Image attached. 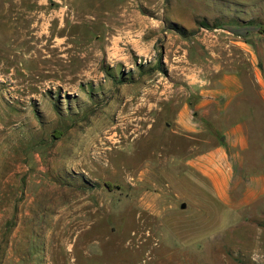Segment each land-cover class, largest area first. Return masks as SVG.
<instances>
[{
  "label": "rangeland",
  "instance_id": "obj_1",
  "mask_svg": "<svg viewBox=\"0 0 264 264\" xmlns=\"http://www.w3.org/2000/svg\"><path fill=\"white\" fill-rule=\"evenodd\" d=\"M262 25L264 0H0V264H264V198L185 165L241 112L264 147Z\"/></svg>",
  "mask_w": 264,
  "mask_h": 264
},
{
  "label": "crops",
  "instance_id": "obj_2",
  "mask_svg": "<svg viewBox=\"0 0 264 264\" xmlns=\"http://www.w3.org/2000/svg\"><path fill=\"white\" fill-rule=\"evenodd\" d=\"M260 76L259 72L255 73L254 82L261 89L259 98L264 105V80ZM244 90L239 74H224L212 90L205 92L199 109L205 114L212 105L219 114H225ZM250 115L256 117L248 111L238 113L223 131L220 142L185 161V165L211 185L217 199L237 211L264 198V147L251 150L248 120L253 117ZM180 123L184 129L192 130L185 121ZM248 167L255 169L250 171Z\"/></svg>",
  "mask_w": 264,
  "mask_h": 264
},
{
  "label": "bare ground",
  "instance_id": "obj_3",
  "mask_svg": "<svg viewBox=\"0 0 264 264\" xmlns=\"http://www.w3.org/2000/svg\"><path fill=\"white\" fill-rule=\"evenodd\" d=\"M145 122V121H144ZM152 131H153V129H152V127H150V128H148L144 133H142L141 135H140V138H141V136H144V135H146V134H148V135H152ZM139 140H137L136 142H138ZM148 142V141H147ZM72 251V250H71ZM73 253V252H72Z\"/></svg>",
  "mask_w": 264,
  "mask_h": 264
},
{
  "label": "trees",
  "instance_id": "obj_4",
  "mask_svg": "<svg viewBox=\"0 0 264 264\" xmlns=\"http://www.w3.org/2000/svg\"><path fill=\"white\" fill-rule=\"evenodd\" d=\"M250 23L252 24L253 22H250ZM202 27H209V26H208L207 24H202ZM259 30H260L261 32H264V25L260 26V27H259ZM218 142H220V138H219Z\"/></svg>",
  "mask_w": 264,
  "mask_h": 264
},
{
  "label": "water",
  "instance_id": "obj_5",
  "mask_svg": "<svg viewBox=\"0 0 264 264\" xmlns=\"http://www.w3.org/2000/svg\"><path fill=\"white\" fill-rule=\"evenodd\" d=\"M221 140H222V138H221ZM182 208H184V205H182Z\"/></svg>",
  "mask_w": 264,
  "mask_h": 264
}]
</instances>
